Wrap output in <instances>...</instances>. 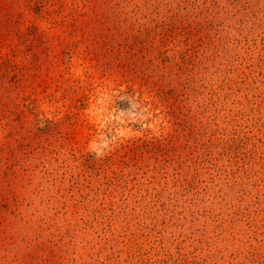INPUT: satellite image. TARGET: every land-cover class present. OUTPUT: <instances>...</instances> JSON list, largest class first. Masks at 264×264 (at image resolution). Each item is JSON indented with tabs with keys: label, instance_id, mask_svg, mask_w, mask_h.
<instances>
[{
	"label": "rangeland",
	"instance_id": "rangeland-1",
	"mask_svg": "<svg viewBox=\"0 0 264 264\" xmlns=\"http://www.w3.org/2000/svg\"><path fill=\"white\" fill-rule=\"evenodd\" d=\"M0 264H264V0H0Z\"/></svg>",
	"mask_w": 264,
	"mask_h": 264
}]
</instances>
